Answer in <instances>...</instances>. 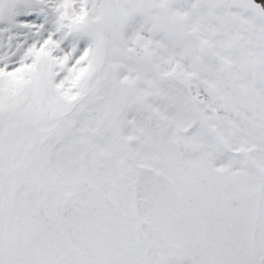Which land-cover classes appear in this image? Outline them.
<instances>
[{
	"label": "snow or ice",
	"instance_id": "6c2138e0",
	"mask_svg": "<svg viewBox=\"0 0 264 264\" xmlns=\"http://www.w3.org/2000/svg\"><path fill=\"white\" fill-rule=\"evenodd\" d=\"M0 264H264V0H0Z\"/></svg>",
	"mask_w": 264,
	"mask_h": 264
}]
</instances>
